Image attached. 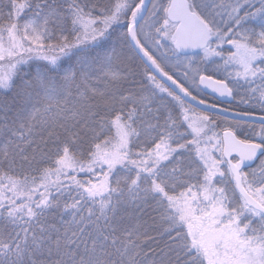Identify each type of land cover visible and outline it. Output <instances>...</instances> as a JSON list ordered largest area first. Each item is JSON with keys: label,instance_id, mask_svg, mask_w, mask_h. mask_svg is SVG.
Returning <instances> with one entry per match:
<instances>
[{"label": "snow or ice", "instance_id": "6c2138e0", "mask_svg": "<svg viewBox=\"0 0 264 264\" xmlns=\"http://www.w3.org/2000/svg\"><path fill=\"white\" fill-rule=\"evenodd\" d=\"M0 264H264V0H0Z\"/></svg>", "mask_w": 264, "mask_h": 264}, {"label": "water", "instance_id": "95a60500", "mask_svg": "<svg viewBox=\"0 0 264 264\" xmlns=\"http://www.w3.org/2000/svg\"><path fill=\"white\" fill-rule=\"evenodd\" d=\"M205 92H206L208 95H210V96L216 98L218 101L224 103V99H225V98H220V99H218L215 95L210 94V93H211V90H210V89H205Z\"/></svg>", "mask_w": 264, "mask_h": 264}, {"label": "trees", "instance_id": "16d2710c", "mask_svg": "<svg viewBox=\"0 0 264 264\" xmlns=\"http://www.w3.org/2000/svg\"><path fill=\"white\" fill-rule=\"evenodd\" d=\"M208 99L210 100V102H216L219 103L215 98L211 97L208 95Z\"/></svg>", "mask_w": 264, "mask_h": 264}, {"label": "flooded vegetation", "instance_id": "af4514ba", "mask_svg": "<svg viewBox=\"0 0 264 264\" xmlns=\"http://www.w3.org/2000/svg\"><path fill=\"white\" fill-rule=\"evenodd\" d=\"M219 102V101H218ZM219 103H221V102H219Z\"/></svg>", "mask_w": 264, "mask_h": 264}]
</instances>
